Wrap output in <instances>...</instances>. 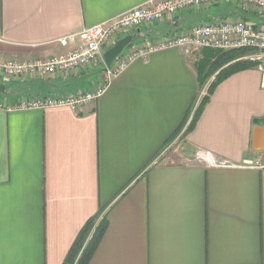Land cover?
Here are the masks:
<instances>
[{
    "label": "crops",
    "instance_id": "crops-1",
    "mask_svg": "<svg viewBox=\"0 0 264 264\" xmlns=\"http://www.w3.org/2000/svg\"><path fill=\"white\" fill-rule=\"evenodd\" d=\"M146 2L0 0V59L65 53L78 42L64 48L58 40ZM238 19L264 25L259 13L231 3L186 10L137 30L122 54L196 24ZM216 60L207 49L153 52L77 111L7 107L27 96L92 92L103 65L67 77H0V264H65L84 227L94 222L85 246L102 219L87 264H264V170L237 167L264 157L252 149L253 133L264 135L259 72L218 83L188 130L217 74L200 87L198 67L206 62L207 72ZM197 151L235 167L192 162Z\"/></svg>",
    "mask_w": 264,
    "mask_h": 264
},
{
    "label": "built area",
    "instance_id": "built-area-1",
    "mask_svg": "<svg viewBox=\"0 0 264 264\" xmlns=\"http://www.w3.org/2000/svg\"><path fill=\"white\" fill-rule=\"evenodd\" d=\"M222 3L237 5L246 11H254L264 18V0H148L145 4L127 11L111 20L83 29L77 34L58 40L61 47L78 42L74 49L46 60L20 63L16 60L0 59V77L16 82L25 76L51 78L72 76L97 64L103 65L99 83L92 92L75 96H27L18 100L8 110H44L68 108L77 111L98 99L110 80L123 72L131 63L143 60L153 52L181 49L185 52L211 50L219 52L246 51L243 61L253 63L260 74V87L264 90V25L256 26L242 19L200 23L188 30L144 45L130 47L110 67L103 60L104 48H110L121 35H132L142 27L175 17L186 10L207 8ZM204 87L198 101L204 96ZM193 162L209 166L235 167L217 163L209 154L197 151L190 157ZM242 169L264 170V157L257 154L244 159L237 166Z\"/></svg>",
    "mask_w": 264,
    "mask_h": 264
},
{
    "label": "trees",
    "instance_id": "trees-1",
    "mask_svg": "<svg viewBox=\"0 0 264 264\" xmlns=\"http://www.w3.org/2000/svg\"><path fill=\"white\" fill-rule=\"evenodd\" d=\"M243 54V51H230V52H218L216 51L217 60L211 70H206V62L202 63V65H199L198 67V81L200 83V87H203L204 84L207 82V80L214 75L216 72L217 74L214 76L213 82L209 85L208 93L206 96H204L198 105L195 108L193 119L191 124L188 127V130L192 127L193 123L197 119V117L200 115L203 107L206 105V103L209 100V96L212 94L214 88L218 83H220L222 80L227 78L233 73L253 68V63L247 62V61H237V59L240 57V55ZM230 63V64H229ZM229 64V65H227ZM227 65V66H226ZM226 66V67H225ZM94 227V222L88 223L82 232L80 233L78 240L76 244L74 245L72 251L70 252V255L68 259L66 260L65 264H87L90 257L92 256L95 248L98 245V242L100 241L105 227L106 223L105 220L102 219L99 221V223L95 226L92 235L90 239L87 241L85 246L83 245L86 242V239L88 238L89 233ZM81 252V253H80Z\"/></svg>",
    "mask_w": 264,
    "mask_h": 264
},
{
    "label": "water",
    "instance_id": "water-1",
    "mask_svg": "<svg viewBox=\"0 0 264 264\" xmlns=\"http://www.w3.org/2000/svg\"><path fill=\"white\" fill-rule=\"evenodd\" d=\"M137 38L132 35H127L125 38L117 40L114 45L106 50L103 54V60L106 67L111 64L122 54V52L135 42ZM0 92H3V86L0 85ZM260 127L264 128V122H260ZM264 134V133H263ZM261 136V135H260ZM254 132L252 136V149L257 152H264V135L263 137Z\"/></svg>",
    "mask_w": 264,
    "mask_h": 264
},
{
    "label": "rangeland",
    "instance_id": "rangeland-1",
    "mask_svg": "<svg viewBox=\"0 0 264 264\" xmlns=\"http://www.w3.org/2000/svg\"><path fill=\"white\" fill-rule=\"evenodd\" d=\"M208 81V80H207ZM207 83V82H206ZM205 83V84H206ZM212 82L210 81L209 82V85L211 84ZM205 84H204V86H205ZM208 84V83H207ZM209 85H208V88H209ZM206 87V86H205ZM84 88H86V89H89V85H85V87ZM208 88H207V90H206V92H205V94H207L208 93ZM176 146H173V144L172 145H168L167 147H166V149L162 152V154H161V158L163 157V155L165 156L166 154H168V153H170V152H172L173 151V149L175 148Z\"/></svg>",
    "mask_w": 264,
    "mask_h": 264
}]
</instances>
